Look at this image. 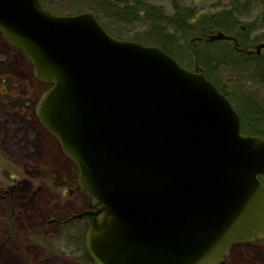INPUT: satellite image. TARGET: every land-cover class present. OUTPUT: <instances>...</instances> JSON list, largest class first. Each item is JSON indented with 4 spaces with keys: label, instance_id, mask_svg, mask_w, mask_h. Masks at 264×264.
<instances>
[{
    "label": "water",
    "instance_id": "obj_1",
    "mask_svg": "<svg viewBox=\"0 0 264 264\" xmlns=\"http://www.w3.org/2000/svg\"><path fill=\"white\" fill-rule=\"evenodd\" d=\"M0 34L49 86L35 114L78 170L92 264H221L264 239V139L241 135L193 40L189 70L111 36L91 11L59 15L39 0H0ZM207 41L238 45L220 31Z\"/></svg>",
    "mask_w": 264,
    "mask_h": 264
},
{
    "label": "rangeland",
    "instance_id": "obj_2",
    "mask_svg": "<svg viewBox=\"0 0 264 264\" xmlns=\"http://www.w3.org/2000/svg\"><path fill=\"white\" fill-rule=\"evenodd\" d=\"M139 1L161 8L167 16L174 13L176 2L183 12L189 10L198 17L221 12L232 0ZM43 2L59 15L91 11L100 26L120 40L137 42L148 24L142 19L126 24L109 15V9L118 8L123 0ZM85 2L92 4V8L84 9ZM262 10L263 3L255 2L248 12L239 16L241 26L254 22ZM168 30L173 31L170 27ZM251 36H260V39L249 43V49L264 43L261 21ZM261 55L264 57V51ZM194 64L195 56L192 65L182 66L194 70ZM254 75L243 76L228 68L217 75L219 85L231 94L232 105L241 112L250 97L264 102V83ZM48 88L34 78L33 67L24 54L11 48L0 34V191L13 196H9L12 204L3 198L0 202V264H88L82 258L84 248L78 247L77 238L63 236L62 224L48 223L51 219L76 215L86 209L76 181V166L63 155L58 141L39 127L35 107L30 103L33 101L35 106L38 97ZM24 102L28 103L26 107L21 104ZM258 116L262 118L258 114L252 119L258 122ZM262 119L264 122V117ZM221 264H264V239L233 246Z\"/></svg>",
    "mask_w": 264,
    "mask_h": 264
},
{
    "label": "trees",
    "instance_id": "obj_3",
    "mask_svg": "<svg viewBox=\"0 0 264 264\" xmlns=\"http://www.w3.org/2000/svg\"><path fill=\"white\" fill-rule=\"evenodd\" d=\"M39 1L44 8H53L46 6L43 0ZM260 1L263 3L262 13L254 22L244 24L242 27L239 16L248 12L255 2ZM85 5L87 6L84 9L92 8V4L85 2ZM173 9L174 13L167 16L161 8L153 5L141 3L139 0H133V3L130 0H123L118 8L109 9V15H113L112 17L126 24L138 22L140 19L147 22L145 32L136 39L137 42L142 43V45L158 46L183 66L192 65L194 62V54L189 46V42L193 40L191 47L197 55L198 66L202 67L206 78L213 83L218 91L232 102L230 104H233V97L224 91V88L217 81V75L221 70L224 71L227 68L228 70H236V72L247 77H249L248 74H255V78L257 77L261 83H264L263 55L247 56L243 52L251 50L249 43H254L260 39V36L250 37V35L255 31L258 22L261 21V25L264 27V0H232L230 6L221 12L198 17H195L189 10L183 12L176 2L173 4ZM169 27L173 30L172 32L168 30ZM219 31L234 38L238 43L237 48L232 41H207L208 36ZM198 45L201 46L197 48ZM252 121L257 126L253 128L251 125V128L247 127L246 130L264 138V128H262L264 122L257 123V120L254 119ZM81 198L84 202L83 206L86 207L83 211H86L88 210L87 200ZM92 219L91 216L83 215L81 218L68 219L65 223H61L65 231L63 236L67 234L68 238H71L75 233L78 247H83L84 234L88 226L91 225ZM86 257L84 253L82 258L86 263L92 264Z\"/></svg>",
    "mask_w": 264,
    "mask_h": 264
},
{
    "label": "flooded vegetation",
    "instance_id": "obj_4",
    "mask_svg": "<svg viewBox=\"0 0 264 264\" xmlns=\"http://www.w3.org/2000/svg\"><path fill=\"white\" fill-rule=\"evenodd\" d=\"M263 51V50H262ZM262 53V52H261ZM261 54H259V55H257V56H260ZM38 100H39V97H38ZM247 103L248 104H246L245 105V107H243V110H242V112L241 111H239L238 110V108L236 107V105H233V107H234V109H235V111L237 112L236 114H238V116H239V119H240V132H241V135H249V136H257V137H260V138H263L262 136H260V135H257L256 133H253L252 131H248V130H246L247 129V127L250 129L251 127V125H252V127L254 128V127H256L257 125H255L254 124V122L252 121V118H255V117H252L253 115H258V114H260L261 116H262V118L264 117V102H259V100L257 99V100H253L251 97L250 98H248L247 99ZM31 103V106L32 107H35L36 108V105L34 106V102L33 101H31L30 102ZM37 103V102H36ZM21 104H23L25 107L28 105V103H21ZM36 116V115H35ZM243 116V117H242ZM260 116H258V119L260 120V121H258V122H261V121H263V119H262ZM246 119H247V121H246ZM250 119V120H249ZM262 119V120H261ZM37 121H38V125H39V127L42 129V130H44V131H46L42 126H41V124H39V120H38V118H37ZM257 122V123H258ZM263 123V122H262ZM263 127L262 128H264V124L262 125ZM47 132V131H46ZM48 134V133H47ZM264 139V138H263ZM75 172H76V170H75ZM75 177V176H74ZM76 180V177L73 179V181H75ZM77 181V180H76ZM261 181L264 183V177H261ZM9 196H12V194H10L9 192H7V191H0V202H2V198L3 199H5V201H8V203L9 204H12V202H9L10 200H9ZM13 197V196H12ZM86 211H88V210H86ZM86 211H83V212H80V214H83L84 212H86ZM80 214H73V215H68V216H65V217H63V218H59V219H51V220H49V224L50 225H52V224H59V226H61V223L63 224V223H65L68 219H77V218H81L82 216H80V217H77L78 215H80ZM85 215V214H84ZM88 216V215H87ZM63 228V227H62ZM85 235H86V231H85V234H84V242H83V247L82 248H84V253H85ZM73 237L74 238H76L77 237V235L74 233L73 234ZM236 245H240V244H236ZM233 246H235V245H233ZM231 248H233V247H231ZM83 253V254H84ZM85 255H86V253H85Z\"/></svg>",
    "mask_w": 264,
    "mask_h": 264
}]
</instances>
